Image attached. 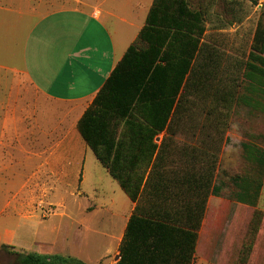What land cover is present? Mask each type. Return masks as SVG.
I'll return each mask as SVG.
<instances>
[{"label":"rangeland","instance_id":"obj_1","mask_svg":"<svg viewBox=\"0 0 264 264\" xmlns=\"http://www.w3.org/2000/svg\"><path fill=\"white\" fill-rule=\"evenodd\" d=\"M36 1L44 4L47 11L97 8L117 43L118 55L121 46H128L144 25L152 3V0ZM189 3L191 9H201L205 32L179 106L166 134L160 136L163 142L158 171L163 173L165 183L162 196L174 208L191 206L206 197L192 264H264V180L254 207L236 202L237 189L231 181L235 176L252 178L254 174V164L243 158L240 144L251 140L264 148V112L260 111H264V103L261 101L263 107L253 110L241 102L248 97L242 74L252 34L258 22L264 23V0H235L227 3L228 8L221 0H189ZM230 23L234 24L227 25ZM30 102L31 111L36 105L40 115H45L38 121L47 132L53 128L51 113L60 116L62 147L73 148L76 128L72 107L54 105L32 91ZM17 128L22 129V125ZM32 133L31 130L30 136L27 134L25 142L30 148L37 146ZM58 142L41 138L38 148L48 151ZM45 156L49 158L48 154ZM62 174V183L55 184L46 178L40 189L26 190L20 187V177L10 181L9 173L0 175V264H17V254L46 249L52 255L85 264L115 263L131 211L127 196L90 152L85 157L80 180L75 179L74 171ZM182 175H189L190 187L204 183L209 188L189 190L183 199L178 196L181 187L177 181ZM217 184L218 198L210 201L211 187ZM29 190L33 193L26 197ZM139 204L146 205L144 196ZM22 205L29 212V219L13 214L16 209L21 213ZM255 211L261 213V221L253 237L250 231ZM249 243H252L250 254ZM37 244L42 248L31 247Z\"/></svg>","mask_w":264,"mask_h":264},{"label":"trees","instance_id":"obj_2","mask_svg":"<svg viewBox=\"0 0 264 264\" xmlns=\"http://www.w3.org/2000/svg\"><path fill=\"white\" fill-rule=\"evenodd\" d=\"M221 1L228 8L227 3L235 0ZM202 18L201 9H191L189 0H153L143 27L77 122L81 139L134 204L115 264H192L194 259L205 198L188 207L174 208L166 203L164 176L158 171L163 140L158 146L153 141L167 132L187 87L205 32ZM242 78L248 97L241 102L259 110L264 103V23L258 22L252 34ZM240 148L243 158L254 164V174L252 178H232L237 189L234 198L254 207L263 185L264 148L251 140ZM136 165L137 177L133 178ZM204 186V190L209 188L200 183L190 191ZM142 196L146 201L143 206L139 204ZM260 221L261 213L255 211L253 237ZM247 251L250 254L252 243ZM16 256L17 264H85L56 255Z\"/></svg>","mask_w":264,"mask_h":264},{"label":"crops","instance_id":"obj_3","mask_svg":"<svg viewBox=\"0 0 264 264\" xmlns=\"http://www.w3.org/2000/svg\"><path fill=\"white\" fill-rule=\"evenodd\" d=\"M44 6L36 0H0V175L9 173L10 181H16L20 177V187L24 190L40 189L45 185L40 184L42 181L46 182V178L55 184L62 183V173L67 171H74L75 179L80 180L85 157L89 152L92 157L95 156L81 139L77 122L137 36L129 41L128 46L122 45L118 55L117 43L104 26L102 13L97 8L47 11ZM201 42L192 62L190 76L200 54ZM31 91L54 105L72 107L76 128L72 135L75 145L73 148L62 147L60 116H55L56 113H51L54 118L51 131L47 132L41 126L38 120L45 115H40L36 105L32 106L31 111ZM18 125H22V129L19 130ZM31 130L32 140L36 141L37 146L30 148L25 142ZM163 134L166 132L160 133L153 143L158 146ZM41 138L59 142L46 151L38 148ZM47 154L48 159L45 156ZM95 160L98 162L96 158ZM98 164L102 166L99 162ZM24 170L27 172L23 173ZM134 172L133 178L137 177V165ZM146 176L147 172L144 178ZM177 181L181 187L178 196L183 198L190 190L189 175H182ZM204 188L205 186L201 187L203 190ZM32 191H27L26 197L31 196ZM219 193L218 184L213 185L210 201L218 198ZM129 202L131 203L130 200ZM185 202L188 205L187 200ZM26 203L28 201L24 202L25 205ZM25 205H22L21 213H18L19 209L13 212L24 220L30 218ZM133 207L134 204L131 203L130 214ZM39 245L31 247L42 248ZM37 254L52 255L53 252L46 249ZM117 261L115 259V263Z\"/></svg>","mask_w":264,"mask_h":264},{"label":"water","instance_id":"obj_4","mask_svg":"<svg viewBox=\"0 0 264 264\" xmlns=\"http://www.w3.org/2000/svg\"><path fill=\"white\" fill-rule=\"evenodd\" d=\"M115 259H116V261H117V260L119 259V256H116V258H115Z\"/></svg>","mask_w":264,"mask_h":264}]
</instances>
